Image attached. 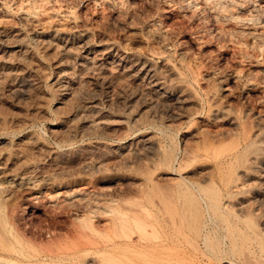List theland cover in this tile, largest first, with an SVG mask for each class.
I'll return each instance as SVG.
<instances>
[{
  "label": "rangeland",
  "instance_id": "1",
  "mask_svg": "<svg viewBox=\"0 0 264 264\" xmlns=\"http://www.w3.org/2000/svg\"><path fill=\"white\" fill-rule=\"evenodd\" d=\"M193 1L0 0L1 236L16 210L48 264H99V248L122 264V213L147 204L144 235H161L178 192L210 176L264 233V0ZM242 127L260 134L250 146ZM209 134L224 144L192 161ZM164 147L180 154L170 166ZM151 205L165 207L161 224Z\"/></svg>",
  "mask_w": 264,
  "mask_h": 264
},
{
  "label": "bare ground",
  "instance_id": "2",
  "mask_svg": "<svg viewBox=\"0 0 264 264\" xmlns=\"http://www.w3.org/2000/svg\"><path fill=\"white\" fill-rule=\"evenodd\" d=\"M197 2L198 1L196 0V4H193L194 9H197L198 7L197 5L200 6V4H198ZM190 3L191 2L189 1V5L192 6L191 5L192 3L191 4ZM218 5H220V1ZM200 8L201 7H199V9ZM193 75H194L193 80H195V78L197 79L198 75L197 74H193ZM196 81L197 80H195V82ZM218 92L220 91L215 90L214 95L211 92L212 95L208 96L206 103H205L210 109L208 110V112L211 111L212 114L214 112H212L211 109L218 102V101L217 102L215 101L216 98H218V95H219ZM220 101L218 102L219 104L221 103ZM199 102H202V101L200 100ZM203 104H204V101H203ZM194 111L195 112L192 111L193 114L191 116H194V115L197 116V115L203 114V111L200 112L199 110L197 111V109H195ZM218 111L219 110H217V113ZM241 125L243 126V123ZM246 129L243 128V133L240 135V137L238 136L239 138H237V140L240 139L244 141V143L246 142V146H250L251 143L254 142V140L260 134L253 133V132L250 133L251 131L249 129H248L249 131H246ZM257 132L260 133V131H257ZM168 134H171V133H168ZM163 135H164V131H163ZM218 135L212 136L209 134V136L207 135H204V137L202 136L203 139L206 141V146L204 145L203 148H200V150H196V151L190 150L189 152L188 150V152H186L184 150L185 153L188 156L192 157V161L205 158L206 156H210L212 152L216 153L215 149H217L218 146L220 147L222 146V144H224L222 142L224 138L222 136L221 138H219ZM172 139H171V142H172ZM174 142L176 141L174 140ZM173 143H169V144H171L172 147H175L174 146L175 144L173 145ZM171 145L169 147H171ZM165 147L163 148L164 150H165ZM175 148L166 149L165 152H163L164 153L163 159L167 166H170L172 165V163L177 161L180 155L177 153ZM242 153H244V151L241 152L240 150L228 153L224 157L225 159H223L221 162L218 163L217 165L218 170L221 171L226 166V164L229 165L234 159L242 156ZM188 164H190V162ZM184 166L186 167V165ZM207 174L205 175L206 177H207ZM204 183L206 185L189 182L185 185L184 189L178 192V196L184 199L183 205L180 204L181 206H179L181 208L179 213L177 215L175 214V216L170 215V217L167 219L169 221L165 225L162 224V226H160L161 235L158 234L157 236H155L156 235L155 234L153 236L151 234L152 237L150 238L152 239L147 238L146 234H145L146 236L144 235V233H146L145 230L148 231L147 228L151 227L152 224H148L150 225L149 227L147 226V223L145 224V226H141L143 221L140 222L141 220L140 217L145 216L146 213L148 214L150 212L147 204H141L139 206L137 205L138 208L135 210H125V212L122 213L123 215L122 216V254H120L122 256V264H183L182 261L186 259L187 252L185 250H182L183 246L181 244H179L177 241L176 243L178 244L175 243L174 238L172 236V232L173 233L177 232L179 233V235L184 237L186 241L184 248L185 246L192 248L191 250L193 252V258H194L193 263L194 264L195 263L196 264H215L218 262H223L225 260L231 264H264V235H263L264 233H261L259 231L258 226L256 225L255 221L252 219L250 215L252 214V212L249 211L250 212L249 214L247 211L246 216H244L245 214H242V215L237 214V210L236 212H234L233 210H235V208L233 206H232L234 208L233 210L232 209L228 210L227 208L229 207L232 208V207L231 206L225 207L226 205L225 206L223 205L224 196L222 195V190L217 188L216 180L212 178V176H210L209 178L206 179V182L204 181ZM232 198H235V197L232 196ZM238 206L241 207L240 205ZM151 207L152 208L154 207L156 209V213H158V216L155 215L157 217L156 223L161 224L160 222L162 219L161 216H163L162 210H164L165 207L159 208L156 205L154 206L151 205ZM242 207L240 209H243ZM243 210L246 213V210L245 209ZM9 215H10L8 216L9 220H6L4 222V226L9 225V223H11V225L13 224L14 227L13 228L10 227L8 230L6 229L5 230L6 232H4L2 236L0 235L1 236L0 238V245H1L0 246L1 248L0 249V264H35L37 262L40 263L42 261L48 264V262L56 259V257L53 255L54 254L53 252L51 254L48 251V254L46 255L42 254L43 255L42 256L38 250H36L33 247H30L31 244L28 241V238L26 239L23 237V235L20 234L21 232H20L19 223L17 220V217H19L20 214H17L16 210H13L11 211ZM153 226L154 225H152V227ZM142 227L146 229L142 230ZM148 233L149 232H147V234ZM80 239L82 240L81 237ZM78 240L79 239H76V241ZM30 249L33 251H31ZM87 252L89 253V251ZM96 253L99 256H101V259H99L101 263L99 262V264H106V263L108 264V262L105 263L106 259L104 258H107L105 256H108V258L114 257V256L109 257V255H112V253L109 254L110 252L108 253V251L106 250L101 251L100 248L98 252ZM87 260H89V258ZM119 261L121 262V260ZM89 263L86 262L84 264H89ZM112 263L114 264V260Z\"/></svg>",
  "mask_w": 264,
  "mask_h": 264
}]
</instances>
